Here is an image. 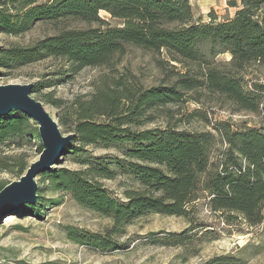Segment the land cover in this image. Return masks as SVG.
Masks as SVG:
<instances>
[{"label": "trees", "instance_id": "1", "mask_svg": "<svg viewBox=\"0 0 264 264\" xmlns=\"http://www.w3.org/2000/svg\"><path fill=\"white\" fill-rule=\"evenodd\" d=\"M230 2L234 13L218 22L212 13L206 21L196 15L190 0H0V34L19 37L45 30L27 45L0 46V75L44 61L54 63L53 74L64 79L85 68L112 73L130 47L157 56V66L165 70V79L149 88L106 75L88 99L75 101L70 123L60 117L71 134L63 156H82L88 146L121 149L126 160L116 164L136 186L124 192L125 202L114 198L101 179L111 180L115 173L100 159L86 161L82 169L53 166L38 175L37 183L69 193L79 206L111 221L103 233L67 227L66 237L73 243L111 253L127 246L119 238L128 226L153 214L182 217L189 231L200 193L227 225L238 219L250 227L263 222L264 84L253 82L247 89L244 73L252 65L264 67V0ZM101 13L121 24L111 26ZM223 53L230 55L228 62L216 60ZM169 74L172 83L166 81ZM62 81H35L32 92L60 108L62 101L43 90ZM189 93L216 97L234 112L262 114V122L241 130L228 123L214 125L212 131L180 130L181 120L171 123V106ZM158 118L164 119L163 127L141 129ZM32 142H38L40 155L38 126L27 115L0 117V172L23 175L29 167L26 155L5 150ZM218 145L223 149L211 160ZM21 210L40 216V196ZM233 260L217 257L209 264Z\"/></svg>", "mask_w": 264, "mask_h": 264}, {"label": "rangeland", "instance_id": "2", "mask_svg": "<svg viewBox=\"0 0 264 264\" xmlns=\"http://www.w3.org/2000/svg\"><path fill=\"white\" fill-rule=\"evenodd\" d=\"M230 1L232 0H226L221 5H213L207 0H190V3L195 14L205 21L208 14L212 13L216 21L223 22L234 12L229 7ZM101 16L113 27L121 24L118 20L110 19L106 13H101ZM44 31L36 29L19 37L0 34V46L15 43L27 45L42 37ZM157 59L152 53L130 47L117 60L112 73L103 67L85 68L69 79L55 76L54 63L44 61L14 71L5 70L0 75V85L33 84L39 80L63 79L53 87L43 90V93L51 92L55 98L62 101L60 108L41 102L58 122L62 133L67 134L65 126L59 122L60 117L70 123L75 101L88 99L89 94L106 75L126 77L130 82L144 88L160 84L163 78L165 79V70L157 66ZM216 60L228 62L230 55L220 54ZM166 79L172 83L174 77L169 74ZM244 79L247 89L253 82L264 84V67L250 66L244 73ZM33 97L42 100L39 95L33 94ZM216 101V97L209 99L201 94L189 93L183 97L182 102L171 106L175 111V118L171 123L178 124L180 122L176 121L179 119L182 121V124H178L180 130L201 132L212 131L211 128L220 123H228L233 130H241L245 127L257 128L262 122V114L234 112L229 106ZM262 108L264 109V101ZM163 120L158 118L154 122L145 123L141 129L163 127ZM220 149H223V146L218 145L212 149L211 160H214L216 151ZM85 150L86 153L82 156H62L59 164L54 167L82 169L87 165L86 161L100 159L115 173L113 179H101V182L114 198L125 202L124 192L136 186L132 177L123 175L116 164L118 159L126 160L123 151L93 146H88ZM5 153H23L30 166L39 157L38 142L26 144L20 149H7ZM19 178L11 172H0V184L3 186ZM37 186L40 216L21 210L22 206L15 207L1 216L0 264H209L217 257L232 258V264H264V220L260 225L252 227L240 219L232 225H227L223 216L209 210L206 194L200 193L199 199L194 202L191 230L187 231L189 224L182 217L153 214L126 228L125 235L119 238L121 243L127 244L126 247L103 253L73 243L66 237V229L71 227L103 233L111 225V221L79 206L69 193L52 190L48 183H37ZM54 199L56 201H53Z\"/></svg>", "mask_w": 264, "mask_h": 264}, {"label": "water", "instance_id": "3", "mask_svg": "<svg viewBox=\"0 0 264 264\" xmlns=\"http://www.w3.org/2000/svg\"><path fill=\"white\" fill-rule=\"evenodd\" d=\"M32 87V83L0 85V117L11 112L27 115L38 126L43 149L19 180L10 182L0 190V217L15 207L35 205L36 177L59 164L65 147L71 143V134L62 133L58 122L46 111L42 102L33 97Z\"/></svg>", "mask_w": 264, "mask_h": 264}, {"label": "crops", "instance_id": "4", "mask_svg": "<svg viewBox=\"0 0 264 264\" xmlns=\"http://www.w3.org/2000/svg\"><path fill=\"white\" fill-rule=\"evenodd\" d=\"M209 3H211V4H219V5H221L222 4V2H224V1H226V0H207ZM234 13V12H233Z\"/></svg>", "mask_w": 264, "mask_h": 264}]
</instances>
